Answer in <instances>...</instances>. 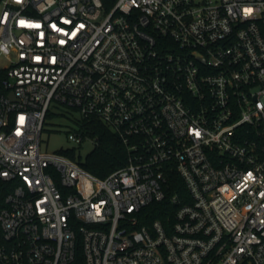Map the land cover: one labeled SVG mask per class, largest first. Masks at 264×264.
Wrapping results in <instances>:
<instances>
[{"label":"built area","instance_id":"obj_1","mask_svg":"<svg viewBox=\"0 0 264 264\" xmlns=\"http://www.w3.org/2000/svg\"><path fill=\"white\" fill-rule=\"evenodd\" d=\"M0 3V264H264V0ZM52 103L126 163L43 151ZM175 176L173 222H143Z\"/></svg>","mask_w":264,"mask_h":264},{"label":"trees","instance_id":"obj_2","mask_svg":"<svg viewBox=\"0 0 264 264\" xmlns=\"http://www.w3.org/2000/svg\"><path fill=\"white\" fill-rule=\"evenodd\" d=\"M104 1L107 4H111L115 0ZM7 78V70H0V88L3 87V82ZM79 123L81 131L96 138L97 141L95 148L85 158L81 157L78 159L83 167L94 175L104 178L126 163L127 150L123 141L106 124L95 118H82ZM61 152L75 158L73 149L61 150ZM173 180H175L177 187H173L164 200L156 201L145 208L147 216L143 222L150 223L155 219H160L165 225L173 222L177 206L171 202V196L176 192L180 196L185 194V186L181 178L175 176ZM11 188L12 186L9 183L0 185V206L4 205V198L12 190Z\"/></svg>","mask_w":264,"mask_h":264},{"label":"rangeland","instance_id":"obj_3","mask_svg":"<svg viewBox=\"0 0 264 264\" xmlns=\"http://www.w3.org/2000/svg\"><path fill=\"white\" fill-rule=\"evenodd\" d=\"M1 8L0 3V12ZM7 64V60L2 58L0 68H4ZM81 119V114L77 109L52 103L42 132L41 149L49 153L73 149L77 156L85 158L95 148V142L88 139L77 143L69 138V133L78 128Z\"/></svg>","mask_w":264,"mask_h":264},{"label":"water","instance_id":"obj_4","mask_svg":"<svg viewBox=\"0 0 264 264\" xmlns=\"http://www.w3.org/2000/svg\"><path fill=\"white\" fill-rule=\"evenodd\" d=\"M11 81L12 82H15V79L14 78H11ZM10 95H11V97H14V94L13 93H11Z\"/></svg>","mask_w":264,"mask_h":264}]
</instances>
